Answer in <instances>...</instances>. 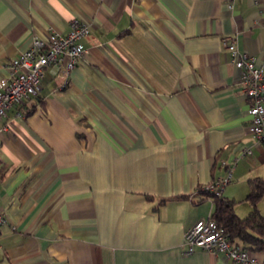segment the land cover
Segmentation results:
<instances>
[{
	"label": "crops",
	"instance_id": "obj_1",
	"mask_svg": "<svg viewBox=\"0 0 264 264\" xmlns=\"http://www.w3.org/2000/svg\"><path fill=\"white\" fill-rule=\"evenodd\" d=\"M74 20L89 34L67 83L47 68L0 120V264H234L185 253L184 237L213 212L198 192L222 162L239 218L249 180H264L222 46L232 37L264 69V0H0V79L33 37ZM257 206L264 216V195ZM247 250L264 263V247Z\"/></svg>",
	"mask_w": 264,
	"mask_h": 264
},
{
	"label": "built area",
	"instance_id": "obj_2",
	"mask_svg": "<svg viewBox=\"0 0 264 264\" xmlns=\"http://www.w3.org/2000/svg\"><path fill=\"white\" fill-rule=\"evenodd\" d=\"M87 25L74 20L67 34L53 33L47 39L33 37L29 47L14 58L9 65V77L0 79V120L7 112L24 100L36 97L41 88L42 77L49 67H56L58 75L65 83L70 71L76 67L85 50L80 39L89 34ZM222 46L228 51L231 63L240 72L239 83L243 95L249 102V132L258 141H264V69L256 64L255 57L238 50L232 37L222 39ZM264 57V49L262 51ZM7 126L0 130L6 132ZM249 153V151L247 152ZM225 176L208 182L201 188L206 193L221 195L232 178V164L222 162ZM7 218L0 213V226ZM185 253L201 248L209 252L220 253L234 264L256 263L249 250L239 244H232L229 235L224 233L212 218L198 220L185 232ZM264 264V263H262Z\"/></svg>",
	"mask_w": 264,
	"mask_h": 264
},
{
	"label": "trees",
	"instance_id": "obj_3",
	"mask_svg": "<svg viewBox=\"0 0 264 264\" xmlns=\"http://www.w3.org/2000/svg\"><path fill=\"white\" fill-rule=\"evenodd\" d=\"M249 182L250 188L245 200L252 210L245 218L236 215L234 201L222 194L218 196L200 189L198 193L204 197L199 201L212 200L214 209L209 218L215 220L219 229L229 235L232 244L260 249L264 247V216L258 211L257 203L264 195V180L257 178ZM163 202L164 200L160 201Z\"/></svg>",
	"mask_w": 264,
	"mask_h": 264
}]
</instances>
